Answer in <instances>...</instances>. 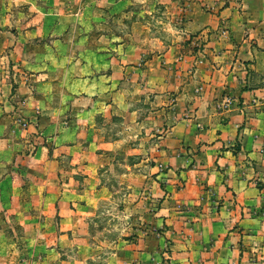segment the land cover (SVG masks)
Segmentation results:
<instances>
[{"label":"crops","instance_id":"obj_1","mask_svg":"<svg viewBox=\"0 0 264 264\" xmlns=\"http://www.w3.org/2000/svg\"><path fill=\"white\" fill-rule=\"evenodd\" d=\"M184 3L154 30L131 0H0V215L37 227L36 264L94 259L117 186L131 238L106 264H222L227 231L258 227L264 0Z\"/></svg>","mask_w":264,"mask_h":264},{"label":"rangeland","instance_id":"obj_2","mask_svg":"<svg viewBox=\"0 0 264 264\" xmlns=\"http://www.w3.org/2000/svg\"><path fill=\"white\" fill-rule=\"evenodd\" d=\"M131 1L132 9L147 11V19L149 22L151 21L150 25L154 27V30H162L167 27V24L173 26L170 11H174L175 7L171 6L169 8L173 2L179 1L182 4L189 2V0H167L168 2L166 1L162 4V0ZM159 21H167L168 23L166 25L159 24ZM2 65V62H0V87H2L1 83L3 81H7L2 76ZM0 95L2 94L0 93ZM8 103H10L9 98L7 101L4 98L0 99V112H4L7 109L4 108V105L7 104L8 107ZM140 158L141 155L116 157L113 162H118L120 165L126 163L135 168L134 164ZM121 169L122 166H118L115 172H106L104 171L105 168L102 167L100 168V173H102L104 179L109 181L117 178L116 172ZM256 186L263 192L260 197V204L252 210H245L244 219L253 221L254 225L258 227H232L227 231L226 240L230 245V250H226V252L229 255L227 257H229L230 261L222 264H264V175ZM124 194H126V189L117 186L111 201H100L96 216H93L89 220L90 227L88 228V232L90 243L96 249L97 254L94 259L88 260L87 264H106V258L115 250L116 245L131 238L124 229L125 221L121 213ZM35 219L37 223L41 220L40 217H35ZM26 222L24 217H18L14 214L0 215V264H19L15 259L11 260L12 262L6 260V257L9 258L8 255L11 256L13 254L23 264H36L40 261V257L44 252L35 243L38 240H42V237L37 232V227H29V231H26ZM222 257L225 258L224 256Z\"/></svg>","mask_w":264,"mask_h":264},{"label":"built area","instance_id":"obj_3","mask_svg":"<svg viewBox=\"0 0 264 264\" xmlns=\"http://www.w3.org/2000/svg\"><path fill=\"white\" fill-rule=\"evenodd\" d=\"M232 104V99L229 96L222 97L218 102V107L221 109H227Z\"/></svg>","mask_w":264,"mask_h":264}]
</instances>
